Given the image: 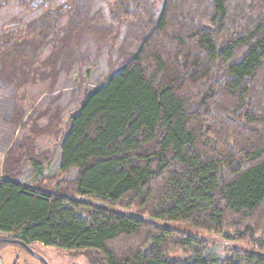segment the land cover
Returning a JSON list of instances; mask_svg holds the SVG:
<instances>
[{
    "label": "trees",
    "instance_id": "16d2710c",
    "mask_svg": "<svg viewBox=\"0 0 264 264\" xmlns=\"http://www.w3.org/2000/svg\"><path fill=\"white\" fill-rule=\"evenodd\" d=\"M21 4L41 11L0 33L4 120L23 131L1 163L0 243L37 241L89 264H264V0ZM103 55L89 87L82 68ZM39 85L47 105L28 115L25 91ZM41 137L52 147L39 151ZM55 159V184L20 182ZM74 196L115 209L84 218ZM143 216L243 248L212 261L202 241Z\"/></svg>",
    "mask_w": 264,
    "mask_h": 264
},
{
    "label": "rangeland",
    "instance_id": "374dc122",
    "mask_svg": "<svg viewBox=\"0 0 264 264\" xmlns=\"http://www.w3.org/2000/svg\"><path fill=\"white\" fill-rule=\"evenodd\" d=\"M68 0H46L50 7H57ZM104 2H99L103 5ZM41 10H31L26 5L21 4V0H0V33L12 30L25 21L36 16ZM107 58L103 55L97 63H87L82 68V76L86 79V84L89 87L95 86L106 74ZM77 81V70L74 69L71 73V82L73 85ZM27 98L23 103V109L26 114L30 115L34 109H40L47 105L48 99L44 95V87L42 85L36 87H29L25 91ZM69 90L64 89L62 98L59 104L65 106L69 99ZM76 105L70 106V110H74ZM12 110V100L9 93H0V162L6 148L10 146L13 138L23 133L21 129L16 130L14 134L11 132L6 124L5 116ZM44 123V120L39 122ZM38 150L43 151L52 147L54 140L51 137H41L36 140ZM41 174V175H39ZM25 175L20 179L25 185H31L38 177H49L50 183L55 184L58 176V163L55 159L43 167L40 173ZM58 176V178H57ZM73 172L65 175V178H72ZM52 178V179H51ZM64 178V176L62 177ZM48 182V181H47ZM77 203L76 212L79 216L86 218L89 210L92 207H97L105 211L114 210L115 207L101 201L94 199L74 196L73 199ZM143 219L150 223L172 226L175 229L183 231L199 241H202L206 257L212 261L221 260L226 254H229V249L233 247H242L232 241H227L219 236L211 233L203 232L191 228L186 224H174L163 220H153L146 216ZM0 233V238L4 237ZM173 259H181L182 255L179 253L171 254ZM0 264H89L86 258L77 252L59 249L54 246H46L40 242H31L27 246H22L16 243H0Z\"/></svg>",
    "mask_w": 264,
    "mask_h": 264
},
{
    "label": "crops",
    "instance_id": "0c3cea01",
    "mask_svg": "<svg viewBox=\"0 0 264 264\" xmlns=\"http://www.w3.org/2000/svg\"><path fill=\"white\" fill-rule=\"evenodd\" d=\"M2 160H3V157H2V159H1V162H0V168H1V163H2Z\"/></svg>",
    "mask_w": 264,
    "mask_h": 264
}]
</instances>
